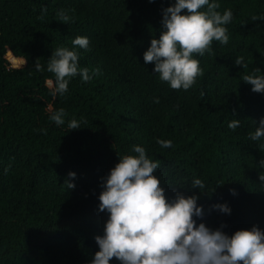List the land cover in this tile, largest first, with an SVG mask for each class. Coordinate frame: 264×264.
Here are the masks:
<instances>
[{
	"label": "trees",
	"instance_id": "obj_1",
	"mask_svg": "<svg viewBox=\"0 0 264 264\" xmlns=\"http://www.w3.org/2000/svg\"><path fill=\"white\" fill-rule=\"evenodd\" d=\"M218 2V11L233 12L229 41L193 54L202 75L183 90L170 88L143 60L163 30L162 9L174 0H0V264H87L108 216L97 207L101 177L119 156L136 155L133 145L159 163L153 174L167 198L199 197L206 226L224 223L228 234L264 229V137L250 139L264 117V93L242 80L255 69L264 75V0ZM76 36L89 40L87 49L77 46L80 67L100 74L89 82L71 78L68 92L52 99L47 59L57 47L71 49ZM8 47L27 57L24 68L8 69ZM49 104L64 109L63 125L49 120ZM72 119L81 128L69 130ZM233 119L239 125L230 129ZM194 178L205 187H192ZM225 202L230 215L209 211ZM87 218L91 225H83Z\"/></svg>",
	"mask_w": 264,
	"mask_h": 264
},
{
	"label": "clouds",
	"instance_id": "obj_2",
	"mask_svg": "<svg viewBox=\"0 0 264 264\" xmlns=\"http://www.w3.org/2000/svg\"><path fill=\"white\" fill-rule=\"evenodd\" d=\"M151 2V0H150ZM218 0H174L162 9V31L159 38H153L150 46L143 52L145 63H153V73L167 82L172 89L188 90L202 75L200 62L194 53L203 56L211 53L213 41L227 44L228 29L225 27L232 19L233 12L226 8L218 11ZM186 10V11H182ZM61 19L69 17L61 13ZM73 47H57L47 59L46 70L52 74L44 80L48 95L55 99L68 92L71 78L79 75L81 81L89 82L100 74V69L80 67V49H87L89 40L76 36ZM8 69L20 70L27 63L25 55H16L9 47L3 53ZM235 64L243 63L237 57ZM35 70L43 71L39 62ZM259 73V75L255 74ZM242 80L251 85V90L264 93V75L260 69L243 76ZM158 102V98H154ZM49 120L57 126L65 123L63 108L54 109L47 105ZM239 125V119L228 123L230 129ZM80 122L72 119L68 129H78ZM41 131H44L41 129ZM264 137V117H261L255 131L250 134L252 141ZM163 148L172 146L171 140L156 141ZM136 155H123L118 162L101 177L102 191L98 195V210L107 212L103 234L94 236L98 251L87 264H110L115 257L119 264H264V229L256 225L250 229H237L231 234L218 227L206 226L202 218L203 206L197 203L196 194L189 196L176 192L167 198L161 181L153 173L159 163L146 155L144 147L133 145ZM264 168V159L259 161ZM74 172L68 176L74 178ZM260 184H264V174L258 173ZM67 189L74 188L72 182L65 181ZM191 186L198 190L205 187L203 181L194 178ZM235 195V189H230ZM218 210L230 215L228 203L211 205L209 211ZM200 220L198 223L197 221Z\"/></svg>",
	"mask_w": 264,
	"mask_h": 264
},
{
	"label": "rangeland",
	"instance_id": "obj_3",
	"mask_svg": "<svg viewBox=\"0 0 264 264\" xmlns=\"http://www.w3.org/2000/svg\"><path fill=\"white\" fill-rule=\"evenodd\" d=\"M260 174H264V170L261 171ZM90 221H91V220H90L89 218H87V219H84V220L82 221V223H83V225H88V224L91 225V224H90Z\"/></svg>",
	"mask_w": 264,
	"mask_h": 264
}]
</instances>
